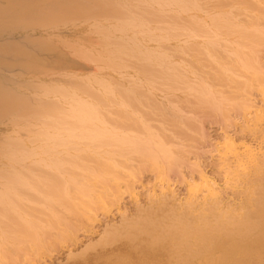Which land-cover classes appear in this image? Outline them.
I'll list each match as a JSON object with an SVG mask.
<instances>
[{"label": "bare ground", "instance_id": "6f19581e", "mask_svg": "<svg viewBox=\"0 0 264 264\" xmlns=\"http://www.w3.org/2000/svg\"><path fill=\"white\" fill-rule=\"evenodd\" d=\"M182 8L154 0H0V33L20 28L34 31L38 26L53 29L75 24L76 20L81 33H86L71 39L48 38L53 34L28 36L24 43L3 42L7 39L3 38L0 43V127L4 128L0 131V264L35 263L58 245L68 240L75 243L77 230L82 231L95 222L100 211H110L114 206L121 213L117 212L119 220H104L99 236L97 231L95 239L87 234L92 240L87 238L81 249L73 251L70 246V264H264V60L259 50L264 49V0H199L201 12L195 17ZM162 21L188 29L185 42L165 47L183 61L192 74L193 87L207 86L222 96L223 103L197 105L186 90H170L159 68L132 64L117 103L128 106V116L138 113L144 123L157 130L171 148L167 156L154 161L108 147L72 157L31 156L32 148L26 142L28 130L39 118L63 106L60 94L70 87L71 71L58 73L56 69V64L66 63L63 48L72 52L73 58L84 60L82 50L98 37H106L119 47L134 34L133 24ZM230 39H238V45H231V49ZM4 71L31 76L18 81ZM251 87L258 89L262 104L251 99ZM157 92L164 94L163 100ZM174 96L182 105L188 104L191 113L184 114ZM167 108L169 113H151ZM228 110L251 114L246 124L257 128L259 146L236 145L226 131L212 152L217 157L216 170L224 174V191L237 188L244 198L240 201L238 196V203L226 200L224 191L202 171L201 182L193 180L186 198H177L181 196L176 195L177 187L167 174L177 171L181 162L188 166L194 162L189 157L192 149L184 151L186 143L181 149L175 139H189L196 134L193 127L200 118L215 114L219 118ZM152 116L161 124L173 123L174 130L156 125ZM139 118L133 117L142 127ZM249 128L242 131L252 135ZM144 171L158 177L151 190L146 186L149 184H142ZM138 185L143 190L148 188L146 204L139 200ZM118 191L130 194L133 210H125L117 198Z\"/></svg>", "mask_w": 264, "mask_h": 264}, {"label": "clouds", "instance_id": "9594fccd", "mask_svg": "<svg viewBox=\"0 0 264 264\" xmlns=\"http://www.w3.org/2000/svg\"><path fill=\"white\" fill-rule=\"evenodd\" d=\"M154 2L170 8L183 6L182 10L193 17L201 12L199 0ZM132 28L134 34L122 46L117 47L100 36L91 47L82 50L84 60L72 69L70 87L60 94L63 106L39 118L28 130L26 142L32 148L31 156L72 157L103 147L144 155L154 161L167 156L171 148L157 130L144 123L138 113L128 116V106L117 103L132 64L159 68L170 90H186L197 105L223 103L222 96L207 86L193 87L192 74L185 69L183 61L165 47L173 42L177 45L185 42L188 29L168 21L133 24ZM133 117L139 118L142 127L137 126Z\"/></svg>", "mask_w": 264, "mask_h": 264}, {"label": "rangeland", "instance_id": "374dc122", "mask_svg": "<svg viewBox=\"0 0 264 264\" xmlns=\"http://www.w3.org/2000/svg\"><path fill=\"white\" fill-rule=\"evenodd\" d=\"M78 22L79 21H74V23L75 24H71V25H62L61 27L60 26H58L57 28H51V29H45V28H42V27H37L34 31L33 30H31V29H28V28H20V29H14V31H11V30H13V29H9V30H5L3 33H0V43L4 40L3 38H7V39H5V41H3V42H6V41H11V42H21V43H24V42H28V36H37V37H44L43 35H45V36H52L51 34H53V36L52 37H48V38H50V39H56V38H58V36L60 37V38H62L63 39V37H64V39H66V38H69V39H71V38H76V36L78 35V36H83L82 34H84V36L86 35V33H81V30H80V28H78L77 27V24H78ZM64 26V27H63ZM27 29V30H26ZM46 31V32H45ZM58 31V32H57ZM67 31H68V33H67ZM55 34V35H54ZM74 35H76V36H74ZM24 36H26V38H24ZM55 36H56V38H55ZM92 37H94V36H92ZM60 38H58V39H60ZM21 39V40H20ZM26 39V40H25ZM22 40L24 41V42H22ZM230 40H232V39H230ZM235 40V39H234ZM234 40H232V44H230L229 43V45H230V47H229V49H231L232 48V46L231 45H233V46H235L236 44L238 45V39L236 40V41H234ZM235 42V43H234ZM228 45V44H227ZM227 47V48H228ZM239 47V46H238ZM226 48V49H227ZM245 48V47H244ZM242 49L245 53H247L245 50H248V48L246 47L245 49ZM66 49V50H65ZM225 49V48H224ZM222 50V49H221ZM228 50V49H227ZM226 50V51H227ZM259 50H261V57H263L264 58V49L263 48H261V49H259ZM258 50V51H259ZM64 51V52H63ZM225 51V50H224ZM226 51H225V53H226ZM70 51L67 49V48H63V50H62V54L61 55H63V56H65L66 58L65 59H67L65 62L66 63H64V64H56V69H57V72L59 73V72H66V71H72V69H74V68H76V67H78V66H80V64L82 63V61L83 60H81V58L79 59V57L77 56H75L74 58L72 57V56H74V54L72 55V52H70ZM64 53V54H63ZM67 53V54H66ZM227 54V56H229V54L228 53H226ZM70 55H72V56H70ZM230 55H232V54H230ZM226 56V57H227ZM70 58L69 59V61H68V58ZM230 57V56H229ZM232 57V56H231ZM75 58H77V59H79V60H77V59H75ZM263 58H260V59H262L261 61H263L264 59ZM76 62H75V61ZM68 61V62H67ZM68 63H70V64H68ZM71 63H73V64H71ZM65 64H67V65H69V66H66ZM262 64H264V61L262 62ZM61 65V66H60ZM65 65V66H64ZM72 65H73V67H72ZM62 66H64V68H65V70H64V68L62 67ZM75 66V67H74ZM71 67V68H70ZM59 68V69H58ZM68 68V69H67ZM0 71H2V70H0ZM0 73H2V72H0ZM10 73V74H9ZM11 73H12V75H11ZM13 73H15L14 75H13ZM61 73V74H62ZM4 74H6L7 76H9V78H11V79H17L18 81H20V80H26L27 78H30V76L31 75H29V77H28V75L27 76H22V74H18V73H16V71H13V72H11V71H4ZM5 75V76H6ZM18 75V76H17ZM13 76V77H12ZM16 76V77H15ZM21 76V77H20ZM56 77L58 76V75H55ZM54 76V77H55ZM15 79V80H16ZM216 85V84H215ZM252 89L250 90L251 91V99L253 100V102L255 103H258L259 104V101L261 100V98H260V94L258 93V89H256L255 87V89L253 88V87H251ZM254 95H253V94ZM257 93V94H256ZM256 94V95H255ZM157 95H158V98L160 99V100H163L162 99V97L164 96V94L162 93V92H157ZM258 95V96H257ZM180 96H182V94L180 95ZM175 98V99H174ZM174 98H173V100L175 101V103H177V105L178 106H180V107H182V109H183V111H184V114L186 113L187 114V111H188V113H191V110H190V106L188 105V104H184V105H182V101L181 102H179V101H177V99L178 98H176L175 96H174ZM254 98V99H253ZM190 99V98H189ZM191 100V99H190ZM177 101V102H176ZM260 104H262V102L260 101ZM187 106H188V108H187ZM192 109V108H191ZM159 110H160V112L161 113H169L170 111H167V110H171L170 108H167V109H157L156 110V112H151V113H157V112H159ZM164 111H166V112H164ZM233 110H228V113H227V111H225L224 112V115L225 116H219V118H217L218 116H217V114H215L214 115V117L212 116V117H210V115H208V116H204V117H202V118H200V120L199 121H197V123L199 124H197V123H195V126H194V124H192L194 127V132L196 133V134H191L192 136H190L189 137V139H187L186 137H184V140L182 141L181 139L178 141L177 139H175L176 141V143H175V145L176 146H178V147H180L181 148V145H183V142L184 143H186V144H184V146H182V147H185V149H184V151H188L189 149H192L191 150V153L189 154V157L191 158V163L192 162H194L191 166H188V164L187 163H185V162H181V163H183V164H181L180 163V168L177 170V171H175V172H173V171H171V173L169 172L167 175H169L170 174V177H171V181L170 182H172V185H173V187L175 186V188L177 187V189H175L176 190V195L177 196H181V197H177V198H186V195H187V191H188V185H189V183L190 182H192L193 180H195V181H200V175H201V171H202V173L203 174H205V176H206V178H208V179H211L215 184H217L216 186L218 187V189L219 188H221L222 190V192L224 191V187H226V185H225V180H224V178H223V175L224 174H222V173H218V171L216 170L217 169V164H215L216 162H214V161H216V158L217 157H215V155L213 154L212 155V152L214 153V144L215 143H219V142H221V141H223V138H224V136H225V133L224 132H226V131H229L230 132V134H231V137H233L234 138V140H235V142H236V145H241V146H243V144L245 143V144H248V145H251V144H253L254 146H256V144H257V146H259V143H258V136L257 135H255L256 134V130H257V128L255 129V130H253L252 128H255V126H253V125H250L249 123L248 124H246L248 121H247V117L249 118V117H251V114H249V113H241V112H232ZM226 113V114H225ZM240 114H242V115H240ZM249 114V115H248ZM227 115V116H226ZM231 117H230V116ZM237 115V116H236ZM243 116V117H242ZM245 116V117H244ZM206 117H208V118H206ZM210 117V118H209ZM228 117V118H227ZM240 117V118H239ZM152 118H156L154 121H155V123H156V125L157 124H159V125H162V126H164V128H165V130L166 131H169V129H172V130H174V124L173 123H171V125H173V127L170 125V122H167L165 125L164 124H161L160 122H158L157 121V119H158V117H154V116H152ZM151 118V119H152ZM204 118V119H203ZM206 118V119H205ZM221 118V119H220ZM242 118H243V120H242ZM151 119H149L150 121H151ZM203 119V120H202ZM211 119V120H210ZM219 121H218V120ZM227 119V120H226ZM239 119H240V121H239ZM221 120V121H220ZM229 120V121H228ZM227 121V122H226ZM242 121H243V123L244 124H246L244 127H243V129H242V127H241V125L243 126L244 124L242 123ZM202 122V123H201ZM218 122V123H217ZM229 122H230V124H229ZM233 124H232V123ZM151 123H152V121H151ZM207 123V124H206ZM242 123V124H241ZM263 123H264V121H263ZM262 123V124H263ZM220 124V125H219ZM261 124V125H262ZM247 125H250V126H247ZM166 126L169 128V129H167L166 128ZM198 126H200V127H198ZM247 126V127H246ZM204 127V128H203ZM250 127V128H249ZM260 126H258V128H259ZM198 128V129H197ZM200 128V129H199ZM203 128V129H202ZM244 128H246V129H244ZM248 128L251 130H253V132H252V130H251V132L254 134H252V135H249L250 134V131H249V134L248 133H246V132H244V131H242V130H248ZM4 130V128H1L0 127V131H3ZM196 130V131H195ZM203 133V134H202ZM204 135V136H203ZM208 135V136H207ZM198 138H197V137ZM252 136H257V138L255 137V139H257V140H254V137H252ZM192 137V138H191ZM202 137H203V139H202ZM208 137V138H207ZM193 138H194V140H193ZM200 139V140H199ZM187 140V141H186ZM192 140V141H191ZM182 143H181V142ZM196 141H197V143H196ZM205 141V142H204ZM257 141V142H256ZM179 142H180V144H179ZM195 144H194V143ZM192 143V144H191ZM242 143V144H241ZM249 143H251V144H249ZM177 144H179V145H177ZM196 144H197V146H196ZM193 145V146H192ZM199 145V146H198ZM209 145V146H208ZM187 146V147H186ZM188 147H189V149H188ZM204 147V148H203ZM212 148V149H210V148ZM195 148V149H194ZM182 149V148H181ZM188 149V150H187ZM198 149V150H197ZM211 151H210V150ZM209 150V151H208ZM206 151H208V152H210L209 154H206ZM205 152V153H204ZM193 154V155H192ZM192 156V157H191ZM194 157V158H193ZM198 157V158H197ZM215 157V158H214ZM213 158V160H211V159ZM198 159V160H197ZM198 162H197V161ZM213 161V162H212ZM197 164V165H196ZM185 165V166H184ZM193 166V167H192ZM198 166V167H197ZM197 169V170H196ZM148 171V170H147ZM147 171H144V173H143V176L141 175V179L143 180V183L142 184H144V183H146V184H149V185H151V187L149 186V185H146V184H144V185H146L149 189L151 188H153L154 187V185L157 183L156 181H157V179H158V177H155L156 175H155V173L153 172V174H152V171H149V172H147ZM200 171V172H199ZM196 172V173H195ZM199 173H200V175H199ZM220 174H222V176L220 175ZM184 179H183V178ZM167 178H168V180H170L169 179V177L167 176ZM179 178V179H178ZM223 178V179H222ZM199 179V180H198ZM182 180H184L183 181V183H182ZM191 180V181H190ZM144 181H146V182H144ZM180 181V185H182V186H180L179 184H177L178 182ZM201 182V181H200ZM224 182V183H223ZM175 184V185H174ZM177 184V185H176ZM223 185V186H222ZM225 185V186H224ZM146 187V188H147ZM223 187V188H222ZM142 188V187H139V185L138 186H136V191L139 193V196H140V199L139 200H141L140 202H144V204H146L149 200H148V198L146 197V193L147 192H145V190H148V188L146 189V188H144V190H143V188L141 189L142 191H144V192H142V191H140V189ZM150 189V190H151ZM220 190V189H219ZM229 190L230 191H232V193L234 192V190H237L235 193H234V195H232L231 194V192L229 193ZM178 191V192H177ZM227 191L228 192H225L224 191V193H223V196L226 198V200H230V199H232V200H230V201H232L233 203H234V201H235V203H238V202H240L241 201V199H243V198H240V197H242L243 195H239V191H238V189L237 188H230V189H227ZM121 194H120V193ZM143 194V196H145L144 197V200L142 201V198H143V196H142V194ZM236 193L238 194V195H236ZM178 194H180V195H178ZM230 194H231V196H230ZM126 195V196H125ZM227 197H226V196ZM129 196H130V194H128L127 192H121V191H118V194H117V198H119V200L121 201V203L123 202L124 203V206L123 207H125V210L127 209V207H128V209L127 210H129V212L131 211V210H133L134 208V203L132 202V199H131V197H130V199H129ZM142 196V197H141ZM238 196H239V200H238ZM146 198V199H145ZM183 198V199H184ZM128 199V200H127ZM130 200V201H129ZM129 202V203H128ZM122 203V204H123ZM132 203H133V205H132ZM113 207V206H112ZM111 207V208H112ZM110 208V209H111ZM114 208V209H113ZM111 210L113 211H109V210H107V211H100V213L98 214L99 215V217H100V215H101V217H102V219H103V221H102V223H100L101 222V220L99 219V217L95 220V222H93L92 224H90V225H85L81 230L82 231H80V229L79 230H77V234H76V236H77V240L75 241V243H74V241H70V240H68L67 242H65L66 243V245H68V246H66V245H63V244H65V243H63V244H61V245H58V247L57 248H55L54 249V251L53 252H50L49 254L47 253V254H45V255H43V259L42 258H40L39 260H36L37 262H35L36 264H59V263H61V264H70V262L68 261V252H70V250L72 249H74L73 251H75V250H78L77 248H79V249H81V246H84V244L87 242V238H89V237H91V236H88L89 235V233H90V235L92 234V239L94 238L95 239V237L97 238V236H99L98 235V233L100 234L101 233V229L103 228V225H101V224H104L105 223V221L104 220H110V221H114V222H116L117 220H119V214L121 215V213H120V211H118V210H116L115 208H117V206L115 207H113ZM131 209V210H130ZM126 210V211H127ZM108 212V213H107ZM119 214H118V213ZM105 213V216L103 215ZM109 214V215H107V214ZM106 216H107V218H106ZM99 219V220H98ZM106 220V221H107ZM97 221H99V223L97 222ZM97 223V224H96ZM96 224V225H95ZM91 225H93V226H91ZM96 226H98V227H96ZM91 227V228H90ZM94 227H96V229L94 228ZM91 229H92V231H91ZM89 230V231H88ZM80 231V232H79ZM84 231V233H82ZM91 231V232H90ZM93 231H95L94 232V234H93ZM96 231H97V233H96ZM95 233L97 234V236H95ZM81 234V235H80ZM82 234H84V235H82ZM88 234V235H87ZM79 235V236H78ZM95 237H94V236ZM91 238H89L90 240H92ZM82 239V240H81ZM79 241V242H78ZM86 241V242H85ZM89 241V240H88ZM81 242V243H80ZM70 243H72V244H70ZM77 244V245H76ZM81 244V245H80ZM76 245V247H74ZM80 247H79V246ZM64 246V247H63ZM70 246H72L73 248H71L70 249ZM65 247H69V249H67V248H65ZM56 251H58V252H56ZM52 253V254H51ZM54 254V255H53ZM50 256V257H49ZM42 259V260H41ZM67 259V260H66ZM33 262H34V260H32ZM25 262L26 264H35V263H33V262ZM51 262V263H50ZM54 262V263H53ZM25 263H23V264H25Z\"/></svg>", "mask_w": 264, "mask_h": 264}]
</instances>
